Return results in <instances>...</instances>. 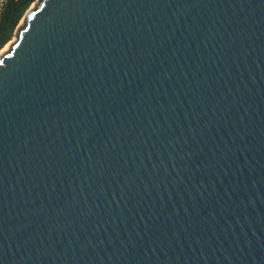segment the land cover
<instances>
[{"label":"water","instance_id":"1","mask_svg":"<svg viewBox=\"0 0 264 264\" xmlns=\"http://www.w3.org/2000/svg\"><path fill=\"white\" fill-rule=\"evenodd\" d=\"M0 50V264H264V0H37Z\"/></svg>","mask_w":264,"mask_h":264},{"label":"trees","instance_id":"2","mask_svg":"<svg viewBox=\"0 0 264 264\" xmlns=\"http://www.w3.org/2000/svg\"><path fill=\"white\" fill-rule=\"evenodd\" d=\"M37 0H8L0 14V50L14 37L19 22Z\"/></svg>","mask_w":264,"mask_h":264},{"label":"built area","instance_id":"3","mask_svg":"<svg viewBox=\"0 0 264 264\" xmlns=\"http://www.w3.org/2000/svg\"><path fill=\"white\" fill-rule=\"evenodd\" d=\"M7 1L8 0H0V14H1V12H2V10H3V8H4V6H5Z\"/></svg>","mask_w":264,"mask_h":264},{"label":"rangeland","instance_id":"4","mask_svg":"<svg viewBox=\"0 0 264 264\" xmlns=\"http://www.w3.org/2000/svg\"><path fill=\"white\" fill-rule=\"evenodd\" d=\"M35 3H36V2H35ZM19 25H22V20L19 22L18 26H19ZM13 41H15V37H13V38L11 39L10 42H13ZM7 45H8V43H7L4 47H7ZM4 47H3V48H4ZM3 48H2V49H3Z\"/></svg>","mask_w":264,"mask_h":264},{"label":"bare ground","instance_id":"5","mask_svg":"<svg viewBox=\"0 0 264 264\" xmlns=\"http://www.w3.org/2000/svg\"><path fill=\"white\" fill-rule=\"evenodd\" d=\"M7 47H8V46H7ZM7 47H4V48L2 49V51H6Z\"/></svg>","mask_w":264,"mask_h":264}]
</instances>
